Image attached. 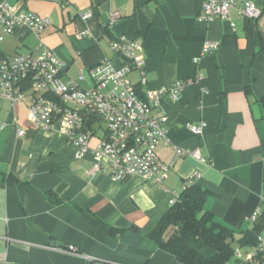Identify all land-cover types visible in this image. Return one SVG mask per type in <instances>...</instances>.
Listing matches in <instances>:
<instances>
[{
	"label": "crops",
	"instance_id": "obj_1",
	"mask_svg": "<svg viewBox=\"0 0 264 264\" xmlns=\"http://www.w3.org/2000/svg\"><path fill=\"white\" fill-rule=\"evenodd\" d=\"M253 1L262 10L256 19L232 8L229 20L206 22L199 17L202 0H7L14 11L52 23L40 37L18 26L1 43V57L31 52L43 41L66 63L64 80L89 88L90 69L102 59L123 64L110 42L127 35L142 41L138 56L147 81L141 82L139 69L129 74L142 96L200 77L185 85L181 98H164L170 144L160 143L157 152L174 166L161 183L93 171L91 150L79 155L58 128L38 126L29 100L0 96V253L10 263L183 264L148 234L196 171L214 219L236 231L251 229L264 244V0ZM88 11L93 16L83 19ZM114 12L119 16L110 23ZM207 39L219 40L220 50L204 54ZM86 119L93 147L105 125L92 115ZM201 121L204 132H193L190 125ZM174 145L198 149L204 159H175ZM9 172L23 182L9 181ZM51 245L75 246L81 254ZM241 251L243 259L224 264H259L255 249Z\"/></svg>",
	"mask_w": 264,
	"mask_h": 264
},
{
	"label": "built area",
	"instance_id": "obj_2",
	"mask_svg": "<svg viewBox=\"0 0 264 264\" xmlns=\"http://www.w3.org/2000/svg\"><path fill=\"white\" fill-rule=\"evenodd\" d=\"M232 8H238L250 19L258 18L262 11L253 0H246L243 5L239 4V0H202L199 17L206 22L219 18L229 20ZM80 16L88 19L93 13L88 11ZM118 16L117 12L112 13L110 23ZM51 23L49 17L31 12H16L7 0H0V46L18 26H28L40 37ZM231 24L234 25L233 22ZM110 45L123 59V64L116 67L109 58L102 59L90 69L93 86L89 88H84L73 80H64L66 63L43 41L31 52L0 56V96L13 103L29 100L30 119L38 126L46 129L58 128L77 145L79 155L91 150L95 158L93 171L105 172L113 180H121L128 175H140L147 180L161 183L174 166V161H163L157 152L160 143L170 144L167 129L169 118L163 107L164 98H181L185 85L200 77L179 79L171 87L148 89L142 96L129 76L133 70L139 69L141 82L147 81L145 62L138 56L142 50L141 39L122 35L113 39ZM220 48L219 40L207 39L203 45V53L218 52ZM50 94L58 100L49 97ZM86 115L97 117L105 125L104 132L93 147L90 142L94 133ZM206 126L207 123L201 121L192 123L190 129L195 133H203ZM18 133L24 134L25 130L19 129ZM174 149L175 159L186 154L204 159L198 149L187 151L179 145H174ZM198 176L200 173L196 171L188 177L183 188L195 184ZM177 197L178 194L175 193L170 203H175ZM258 240L262 251V261L258 263L264 264V244L261 238L258 237ZM48 248L81 254L75 246L64 249L51 245ZM235 255L238 259H243L240 248L236 249ZM0 262L24 264L10 263L4 253H0Z\"/></svg>",
	"mask_w": 264,
	"mask_h": 264
},
{
	"label": "trees",
	"instance_id": "obj_3",
	"mask_svg": "<svg viewBox=\"0 0 264 264\" xmlns=\"http://www.w3.org/2000/svg\"><path fill=\"white\" fill-rule=\"evenodd\" d=\"M49 97L58 100L53 94ZM261 101L264 104V97ZM7 175L9 181L23 182L10 172ZM208 195L209 191L196 183L183 188L149 237L183 264H224L238 260L237 248L255 249L261 262L258 236L251 229L236 231L217 222L205 207ZM49 196L54 202L59 200L51 192Z\"/></svg>",
	"mask_w": 264,
	"mask_h": 264
},
{
	"label": "rangeland",
	"instance_id": "obj_4",
	"mask_svg": "<svg viewBox=\"0 0 264 264\" xmlns=\"http://www.w3.org/2000/svg\"><path fill=\"white\" fill-rule=\"evenodd\" d=\"M78 248V247H77Z\"/></svg>",
	"mask_w": 264,
	"mask_h": 264
}]
</instances>
